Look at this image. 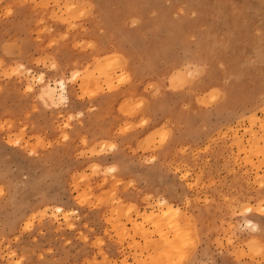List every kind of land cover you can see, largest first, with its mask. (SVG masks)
<instances>
[{
    "label": "clouds",
    "instance_id": "9594fccd",
    "mask_svg": "<svg viewBox=\"0 0 264 264\" xmlns=\"http://www.w3.org/2000/svg\"><path fill=\"white\" fill-rule=\"evenodd\" d=\"M0 264H264V0H0Z\"/></svg>",
    "mask_w": 264,
    "mask_h": 264
}]
</instances>
